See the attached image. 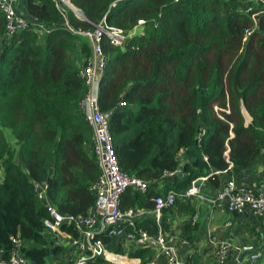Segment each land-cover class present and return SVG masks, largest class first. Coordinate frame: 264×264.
Segmentation results:
<instances>
[{
  "label": "trees",
  "instance_id": "16d2710c",
  "mask_svg": "<svg viewBox=\"0 0 264 264\" xmlns=\"http://www.w3.org/2000/svg\"><path fill=\"white\" fill-rule=\"evenodd\" d=\"M69 1L82 18L65 9L64 24L51 0H22L43 33L28 25L7 34L0 12L2 263L16 241L27 264H62L63 254L67 264L71 248L52 245L44 204L85 216L94 203L90 186L99 170L92 132L77 110L85 93L79 71L90 48L68 28L85 31L104 16L108 27L128 35L121 47L100 40L104 64L96 95L119 172L147 184L143 193L126 189L121 210L151 209L154 197L181 194L202 177L213 193L223 177L248 169L264 150V0ZM140 25L144 30L134 35ZM169 173L174 176L165 179ZM39 184L46 187L44 201L33 190ZM192 214L190 201L176 198L161 212V229L169 232L175 215ZM135 227L157 231L151 219ZM60 229L77 239L72 224ZM95 238L141 264L153 258L151 250L127 248L106 234ZM189 263L198 264L197 255Z\"/></svg>",
  "mask_w": 264,
  "mask_h": 264
},
{
  "label": "built area",
  "instance_id": "2783aa9c",
  "mask_svg": "<svg viewBox=\"0 0 264 264\" xmlns=\"http://www.w3.org/2000/svg\"><path fill=\"white\" fill-rule=\"evenodd\" d=\"M17 1L0 0V12L6 20L7 34L25 30L28 25H32L36 31L43 33L44 29L36 20L31 18L23 20L15 15L13 4ZM51 1L61 11L62 4L70 3L69 0ZM71 7L73 9L71 12L76 17L82 18L81 12L72 5ZM63 23L65 24L64 20ZM68 29L72 34L84 38L90 48V56L79 71L85 86V93L77 102V110L92 132L91 151L96 160L99 177L90 186V191L94 195V203L85 216L61 214L48 202L44 204L50 220H45L43 227L49 233L52 245H67L72 252L76 250L84 252L77 259L69 258L67 264H83L87 260L99 257L106 264H141L138 258H130L125 254H117L106 249L101 240L95 238L96 235L100 234L122 240L127 248L151 250L153 258L149 264H190L189 260L196 253L191 248V242L187 238L178 237L172 232H164L160 225L162 210L171 207L176 198L183 202L195 199L200 202L199 207L208 204V210L219 208L237 216L246 215L252 218L264 216V186L261 190H254L252 187L235 182L232 178L224 182L219 190L204 195L200 193V188L206 178L202 177L192 181L181 194L168 190L163 195L154 197L151 209L134 207L121 210L119 203L122 193L126 189L143 193L147 184L133 176L119 172L108 135L107 117L99 112L96 95L104 64L99 46L100 40L106 39L109 45L121 47L128 35L118 28L108 27L104 16L88 30L74 31ZM171 176L174 175L169 173L164 177L167 179ZM262 180L264 185V172L262 173ZM197 182L199 183L196 185ZM45 188L44 184H39L33 188L41 201L45 200ZM142 219L153 220L157 227L155 235L135 227L136 221ZM182 219L186 224L193 227L198 222V215L195 212L194 215ZM62 224H72L78 234L77 239L71 240L68 234L61 231ZM226 225L229 226V222ZM13 243L14 246L8 261L5 263L0 261V264H27L18 250L19 244L16 241ZM205 246L210 249L215 264H228L229 260L236 261V257L241 253V247L233 244L230 240L219 239L210 235L206 239ZM180 250H183V253H180ZM240 261L244 264H264V245L248 249L238 260V262Z\"/></svg>",
  "mask_w": 264,
  "mask_h": 264
},
{
  "label": "crops",
  "instance_id": "0c3cea01",
  "mask_svg": "<svg viewBox=\"0 0 264 264\" xmlns=\"http://www.w3.org/2000/svg\"><path fill=\"white\" fill-rule=\"evenodd\" d=\"M13 10L15 15L23 20H26L28 17L24 12L22 6V0H18L13 4ZM264 172V150L261 151L258 156L255 158L252 165L240 173H233V176L223 177L221 183L222 185L228 179L232 178L235 182L243 184L244 186L252 187L254 190H261L263 188L262 173ZM169 180L172 178L167 177ZM166 179V178H165ZM199 182L196 183V185ZM161 190V186L158 187ZM208 184L203 182V185L200 188V193L206 194L210 193ZM193 215H198V222L195 226L190 227L186 225V222L182 219L184 217L174 216L170 218L169 221L174 224L169 228V232H172L178 237H189L191 242L192 250L196 251L195 255L198 257V264H210L213 261L211 251L205 246L206 239L208 235L217 237L219 239L230 240L238 247H241V252L243 250L248 251L250 248L260 247L264 245V216L261 218H252L249 216L242 215H230L231 219L228 218V213L219 208H211L208 210V204H204L199 207L200 202L195 199L190 200ZM199 207V208H198ZM201 208V209H200ZM227 213V214H226ZM222 218H226L223 220ZM229 222V226L226 223ZM233 228H232V227ZM231 227V230L228 231V228ZM73 250V249H72ZM77 251L68 253V256L77 259L81 257V254L76 253ZM180 253H183V250H180ZM182 255V254H180ZM64 254L62 255V264H65ZM183 257V256H182ZM211 261V262H210ZM58 262V260H57ZM244 264V262H238V256L236 261L229 260L228 264Z\"/></svg>",
  "mask_w": 264,
  "mask_h": 264
},
{
  "label": "rangeland",
  "instance_id": "374dc122",
  "mask_svg": "<svg viewBox=\"0 0 264 264\" xmlns=\"http://www.w3.org/2000/svg\"><path fill=\"white\" fill-rule=\"evenodd\" d=\"M253 1H255V0H246V2H248V3H253ZM61 9H62V11H60V13H61L60 17H61V23H62V20H63V17H64V16H63V12H64V10L67 9V10L72 11L73 9H72L71 4H70L69 2H68V4H66V5L62 4V5H61ZM75 11H76V10H75ZM76 13H78V12L76 11ZM143 30H144V28L142 27V25L136 27L135 30H134V35H135V34H140ZM241 113H242L243 118H244V123L247 124V123L249 122V121H248L247 114H246L243 110H241ZM3 133H5L4 136H5L9 141H10V139H12L8 131H5V130H4ZM226 214H227V213H226ZM227 215H228V217H226V218H228V219L230 220V219H231V216H230L229 214H227ZM226 218H222V219L225 220ZM231 227H232V226H231ZM231 227L228 228V231L231 230ZM232 228H233V227H232ZM68 257H69V258H72V256H68ZM64 258H65V257H64ZM54 261H55L56 264H58V262L56 261V259H54ZM210 262H211V261H210ZM51 264H52V263H51ZM210 264H213V262H211Z\"/></svg>",
  "mask_w": 264,
  "mask_h": 264
},
{
  "label": "water",
  "instance_id": "95a60500",
  "mask_svg": "<svg viewBox=\"0 0 264 264\" xmlns=\"http://www.w3.org/2000/svg\"><path fill=\"white\" fill-rule=\"evenodd\" d=\"M248 117V116H247ZM248 121H250V118L248 117ZM246 250H243L239 256H238V260L243 256V254L245 253Z\"/></svg>",
  "mask_w": 264,
  "mask_h": 264
}]
</instances>
